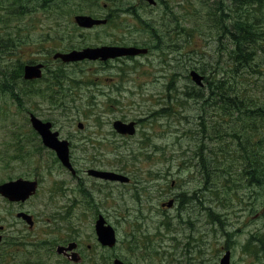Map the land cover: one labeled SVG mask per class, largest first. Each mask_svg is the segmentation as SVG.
<instances>
[{"label":"rangeland","instance_id":"obj_1","mask_svg":"<svg viewBox=\"0 0 264 264\" xmlns=\"http://www.w3.org/2000/svg\"><path fill=\"white\" fill-rule=\"evenodd\" d=\"M155 1L150 7L144 0H0V17L5 14L0 34L14 42V49L1 56L2 64L11 70L20 62L46 64L44 77L26 86L33 90L25 99L19 91L26 87L16 83L19 106L0 89V184L31 179L35 170L42 179L23 206L35 218L34 231L29 233L20 221L17 228L25 232L24 240L37 244L47 238L56 243L77 240L86 256L82 264H112L114 258L125 264H218L223 250L230 251V264H264V181H249L239 143L246 119L222 110L207 88H197L188 78L200 55L215 54V46L192 26L215 14L213 0ZM224 1L227 19L236 17L233 0ZM24 8L23 15L10 16ZM76 15L109 21L86 29L75 24ZM256 16L264 17L262 12ZM174 24L179 34L171 30L172 39L163 41V28ZM102 45L148 51L103 64L52 60L55 52ZM45 77L57 79L44 84ZM243 80L250 82L246 92L264 101V83L256 87L252 78ZM59 102L66 107L57 106ZM28 113L51 122L70 140L79 168L118 169L128 182L108 183L84 171L70 190L64 169L53 162L55 154L40 146ZM138 115L147 118L135 135L111 134L117 118L135 120ZM252 139L262 141L257 152L264 168L262 124ZM199 160L209 166L212 185H205L208 176H202ZM169 200H174L172 207L163 210L161 204ZM175 202L184 210L174 207ZM3 205L0 196V224ZM98 214L116 230L117 243L110 250L97 243ZM44 247L35 256L41 264H72L55 253L56 247Z\"/></svg>","mask_w":264,"mask_h":264},{"label":"trees","instance_id":"obj_2","mask_svg":"<svg viewBox=\"0 0 264 264\" xmlns=\"http://www.w3.org/2000/svg\"><path fill=\"white\" fill-rule=\"evenodd\" d=\"M212 3V11L215 14L207 16L206 19L196 20L192 26L210 47L215 46V54L210 55L209 52L206 55H200L198 62L195 63V68L210 77L209 80L207 77L205 79L207 81L205 89H208L209 96L215 98L213 99L215 104L220 105V108L225 112L231 111L236 112L237 115H244L246 123L241 125L239 143L247 161L249 181L262 182L264 181L262 173L264 168L259 163L257 152L262 141L253 140L252 134L257 133L260 124L264 126V101L258 96L251 95L249 91L246 92L250 82L243 78L245 76H248V79L252 78L254 81L251 83L256 87L264 83V32H259V29L264 26V17L256 16L258 12H262L264 15V0H233L232 8L238 14L232 19H227V5L224 0H213ZM6 9L8 12L11 10L9 7ZM24 9L21 12L17 10V13L13 12L10 16L23 15L27 11L26 8ZM4 15L0 17V25L4 24V21H1L5 17ZM170 26L167 25L163 28V41L172 39V36L169 35L171 30L174 35L179 34L177 24ZM149 31L157 39L154 31ZM12 49H14V42L11 37L0 34V89L6 88L5 91L11 95L12 99L18 101L19 95L15 90L16 83H23L24 87L27 86L21 79V62L13 67L14 71L11 70V65L5 66L1 62V56ZM53 78L57 79V77ZM261 81L263 83H260ZM245 93L248 94V97ZM20 104H22L21 100ZM20 142L21 139H18L16 143ZM199 163L202 176L203 172L208 176L207 179L204 178L205 185H212L209 166L204 162L201 163L200 160Z\"/></svg>","mask_w":264,"mask_h":264},{"label":"flooded vegetation","instance_id":"obj_3","mask_svg":"<svg viewBox=\"0 0 264 264\" xmlns=\"http://www.w3.org/2000/svg\"><path fill=\"white\" fill-rule=\"evenodd\" d=\"M110 46H116V45H110ZM62 53H64V52H62ZM120 59L121 58L114 59L113 62L119 61ZM54 61H57L60 64V59H57V60H54ZM95 62L100 63V61H95ZM26 64L35 65V64H38V63L35 62V61H33V62L29 61ZM102 64H103V62H102ZM42 65H43L42 74H44V71L46 70V64L43 63ZM42 76L44 77V75H42ZM53 79H54L53 77H45L44 78V84L46 82L52 81ZM36 81H39V80H29V81H26V82H28L27 84L33 86V84ZM23 82H25V81H23ZM63 82H66V80L63 81ZM58 105H60L59 107H62V106H63V108L66 107L65 106V102H59L57 104V106ZM28 115L31 116V115H34V114L33 113H28ZM146 118H147L146 116L138 115L137 117H135V120H126L123 117H119L116 120H120V121L125 122V123L133 122L135 124V127L138 128V126L141 123V120H144ZM113 133L115 135L121 136V135L115 133L114 131H112L111 134H113ZM122 137H125V136H122ZM60 138L62 139L61 136H60ZM68 141H69V146H70V164H71V169H65L64 168V174H66V176H68V178H66V181H67L66 184H68V188L70 190H73V189L76 188L77 183L79 184L78 181L83 178L84 173L86 172V174H88L87 173L88 169H90L92 167L85 168V169L82 168V167L79 168L78 164L76 163V161L73 158V155L71 154L72 143L70 142V140H68ZM53 162L58 163L60 168L63 169V167L61 166V164L59 163V161L57 159L54 160ZM94 169H97L99 171H108V172L115 173V174H119L120 173L119 171H117L118 169H114V168L107 169V170H104V169H101V168H94ZM35 174L36 175H34V177H30L31 179H29V178H21V177H16L15 179L21 178V179H29L31 181H35V183L37 185V189H38L40 184H41L42 179L40 178L39 171L35 170ZM88 177H90V175ZM91 178H94V177L91 176ZM11 180H14V179H9V180H6L5 182L11 181ZM102 181H104V180H102ZM105 182L117 183L118 181L105 180ZM77 190L79 192H81L82 194L85 193L82 188L78 187ZM183 199L184 198H182L180 200L181 204H183ZM21 201H23V200H18L17 202H11V201H9V200H7L5 198H2V203L4 205L2 206L1 210L3 211L4 215L1 217V220L3 222H2V224H0V264H41L40 259L35 257L37 255V252L40 251L38 248L41 245L45 246L44 249L46 247H49V248L50 247H52V248L61 247V249H57V250L55 248V253L66 263L82 264V262L85 261V257L86 256L84 255V253H82V251L80 249V244H79V242H77V240H75L73 242V239L65 238L62 241H59L60 243H56V241H52L51 242L47 238V239H42V240L40 239L39 240V244H37L38 242L36 240H32V241L24 240L25 239V235H24L25 232L22 231V230H19L17 228V221L23 222L25 224L23 219L17 217V215L20 214V213H25L26 214V212L23 211L24 210L23 206H24L25 202H21ZM172 201L174 203V200H172ZM181 204H177L175 202L174 207H176L177 209H180V210H184L185 206L183 207V205H181ZM8 205H11V206H8ZM47 208L48 207H46V209ZM161 208L163 210H167V208H165V207H161ZM27 215H29L31 217L32 225H28V228H29V233H32V231H34L35 218H34L33 215H30L28 213H27ZM96 218L94 220H96ZM8 220H12V221L8 222ZM187 223H188V221H187ZM46 232H44V233H46ZM37 233H41V232H37ZM47 234L51 235V232L48 231ZM71 245H73V248L71 247ZM70 247H71V249H67V248H70ZM88 248L89 247L87 246L86 250H88ZM100 248L102 250H110V249H112V248H107V247H102V246H100ZM28 250H31L32 254L34 253V256H31V254L27 252ZM72 260H76V263H74Z\"/></svg>","mask_w":264,"mask_h":264},{"label":"water","instance_id":"obj_4","mask_svg":"<svg viewBox=\"0 0 264 264\" xmlns=\"http://www.w3.org/2000/svg\"><path fill=\"white\" fill-rule=\"evenodd\" d=\"M149 4L154 5V0H146ZM75 22L81 26V27H91L95 24H101L105 23L104 20H94L91 17L88 16H77L75 17ZM145 49H137V48H112V47H102V48H86L82 51H72L67 54H60L57 53L53 56L54 59L61 58L64 62L69 61H76L81 60L84 58L90 59V60H96L101 58L102 60L116 57V56H122V55H136L139 53H145ZM40 65L37 66H25L24 67V78L25 79H34V78H40ZM191 79L198 85H201L202 76L197 74L196 72L192 71L190 72ZM30 123L33 129L41 136L43 144L53 149L59 160L62 162V164L66 167H70L68 162V143L67 141H59L57 136L58 133L54 132L52 133L50 128V123H44L41 120L37 119L34 116H31ZM81 124L78 125V127L81 128ZM113 128L121 134H133V124H123L120 121H115L113 123ZM91 174H94L96 176H100L106 179H119L123 180L122 177L112 175L110 173H96L93 171H90ZM35 189V183L34 182H28L23 180H17L15 182H10L4 185L0 186V192L9 197L10 199H22L27 197L32 191ZM170 205V204H168ZM104 219L99 216L98 220L95 223V231L98 237V240L103 245L107 246H113L115 243V234L114 230L110 226H105ZM229 257L230 253L229 251H226L223 257L220 259L219 264H229ZM114 264H124L120 260H115Z\"/></svg>","mask_w":264,"mask_h":264},{"label":"bare ground","instance_id":"obj_5","mask_svg":"<svg viewBox=\"0 0 264 264\" xmlns=\"http://www.w3.org/2000/svg\"><path fill=\"white\" fill-rule=\"evenodd\" d=\"M153 245V244H152ZM162 254V252H160ZM165 253V252H164Z\"/></svg>","mask_w":264,"mask_h":264}]
</instances>
